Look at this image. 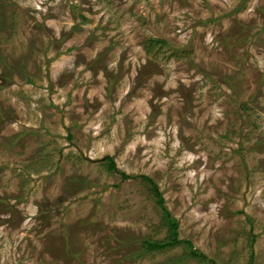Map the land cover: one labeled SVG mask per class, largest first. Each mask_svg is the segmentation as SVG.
<instances>
[{
  "label": "rangeland",
  "instance_id": "1",
  "mask_svg": "<svg viewBox=\"0 0 264 264\" xmlns=\"http://www.w3.org/2000/svg\"><path fill=\"white\" fill-rule=\"evenodd\" d=\"M0 264H264V0H0Z\"/></svg>",
  "mask_w": 264,
  "mask_h": 264
},
{
  "label": "trees",
  "instance_id": "2",
  "mask_svg": "<svg viewBox=\"0 0 264 264\" xmlns=\"http://www.w3.org/2000/svg\"><path fill=\"white\" fill-rule=\"evenodd\" d=\"M109 160V166L110 169H114V163L112 159L108 158ZM128 176L122 175V178H127ZM149 183H152L149 182ZM152 190L154 195L156 196L157 204L159 207H161L163 217H164V222L165 225L167 226L168 229V239L165 241H145L144 244L146 245V250L155 252V251H160L169 247H174L177 245H180L182 243V240L178 238V222L170 215V213L167 211V209L163 208V199L161 198L160 194L158 193V188L155 184H152ZM188 249L191 252V255H198L199 252L197 251H192V246L189 242H186Z\"/></svg>",
  "mask_w": 264,
  "mask_h": 264
}]
</instances>
